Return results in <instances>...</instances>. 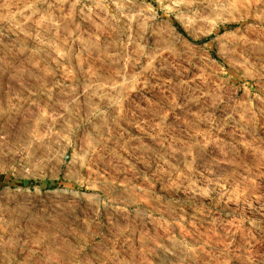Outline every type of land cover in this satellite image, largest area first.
<instances>
[{
  "label": "rangeland",
  "instance_id": "rangeland-1",
  "mask_svg": "<svg viewBox=\"0 0 264 264\" xmlns=\"http://www.w3.org/2000/svg\"><path fill=\"white\" fill-rule=\"evenodd\" d=\"M0 264H264V0H0Z\"/></svg>",
  "mask_w": 264,
  "mask_h": 264
}]
</instances>
